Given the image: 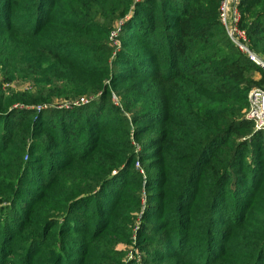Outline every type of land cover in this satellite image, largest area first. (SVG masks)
I'll return each instance as SVG.
<instances>
[{
    "label": "rangeland",
    "instance_id": "1",
    "mask_svg": "<svg viewBox=\"0 0 264 264\" xmlns=\"http://www.w3.org/2000/svg\"><path fill=\"white\" fill-rule=\"evenodd\" d=\"M28 1L16 0L19 17L9 20L10 30L4 26L6 18L0 17V99L14 101L0 111V264H252L260 259L264 261L262 148L253 149L245 167L234 171L233 177L230 172L228 179L216 184L215 179L210 181L208 191L216 185L213 193L220 191V196L224 194L225 198L217 206L220 216L204 217L203 200L190 202L185 197L183 201L190 209L179 212L175 201L165 197L158 200V197H162L167 187L176 188L168 183L163 186L162 182L172 178L183 165L186 179L206 181L212 167L206 166V156L225 137L210 145L194 164L191 161L184 164L174 161L173 153L166 154L164 159L160 157L156 141L163 126L158 115H153L152 122L142 116L134 126L139 134L129 140L130 148L120 136L102 128L97 132L99 141L93 139L85 144L78 135L63 143L56 134L45 130L46 126L38 127L41 114L96 101L105 96V91L109 94L107 101L122 109L125 115L154 110V93L159 84L155 86L146 73L122 75V66L128 63L117 56L122 53L117 42L121 26L135 7L146 0H129L125 11L121 6L124 0H109L102 8H83L91 3L86 0L81 5L66 1L50 11L49 16L55 18L62 15V10L82 11L86 19L78 16L79 19L95 25L97 30L108 31L105 38L91 40L92 53L84 51L89 47L75 45L67 56L76 64L84 65L90 74L72 73L74 70L64 60L58 66L55 62H44L45 71L35 72L37 62L46 57L36 48L41 40L31 29L35 24L33 13H24V9L31 7ZM160 1L156 0L153 6L156 11L161 8ZM216 11L217 6L215 15ZM26 34L29 36H23ZM252 44L253 53L264 62L255 38ZM29 47L35 52V58L30 61L32 68L19 57ZM57 50L65 53L66 49ZM222 53L232 55L234 51L224 49ZM246 76L248 92L253 88L264 89L261 67H247ZM124 77L130 78L122 81ZM99 83L103 91L93 90L92 86ZM80 90L85 94L64 96ZM33 112L36 114H30ZM128 153L135 157L131 168L120 162L121 155ZM83 157L87 161L78 160ZM237 172L256 175L257 182L242 188L234 177ZM87 185H94L88 194ZM246 201L250 202L251 209L247 219H241V204ZM243 220L244 223H238Z\"/></svg>",
    "mask_w": 264,
    "mask_h": 264
},
{
    "label": "trees",
    "instance_id": "2",
    "mask_svg": "<svg viewBox=\"0 0 264 264\" xmlns=\"http://www.w3.org/2000/svg\"><path fill=\"white\" fill-rule=\"evenodd\" d=\"M6 1L7 4L4 3ZM66 1L73 5L75 3L81 5L84 2V0H30L28 3L31 7L24 9L25 14L33 13L35 24L31 26V29L37 32L41 40L38 41L36 48L39 54H44L46 57V60L37 62L35 72L38 71L40 74L45 71V67L42 66L44 62H50V64L55 62L54 64L58 66L62 60L74 70L72 73L80 71L90 74L84 65L76 64L67 56L71 54L69 52L75 45L89 47L84 51L92 53L91 40L105 38L108 34L107 30L102 28L97 30L95 25L92 26L89 22L83 21L86 18L79 10H73V13L62 10L59 18L51 14L49 16L50 11L60 8ZM86 1L91 3L83 5V8H96V6L102 8V4H107L109 0ZM215 1L216 4L213 0L209 2L162 0L161 8L156 11L153 7L156 0H146L135 7L131 17L121 26L117 42L122 53L117 56L123 57L124 62L128 63L122 66V75L146 73L152 77L155 86L156 83L159 84V89L154 93V110H140L130 113L131 115H125L122 109L110 100L107 101L109 94L105 91V96L96 101L78 104L71 109H52L41 114L38 127L46 126L45 130L49 133L53 132L54 136L56 134L63 143L67 142L68 138L73 139L78 135L85 144L91 143L93 139L99 141L97 132L99 128H102L112 132L114 136H120L124 144L130 148L129 140H134L139 134L134 126L141 121L142 116L144 120L152 122L153 115H158L161 117L160 123L163 126L156 141L160 157L164 159L166 154L173 153L177 158H174V161L184 164L190 161L194 164L210 145L225 137L220 146L206 156V166L212 165L206 181L201 178H198L197 182H194L192 178L186 179L183 165L178 167V172L172 178L162 182L163 186L168 183L176 188L167 187L162 197L160 195L158 197V200L165 197L168 201H175L179 206L177 208L179 212H188L190 209L183 201L185 197L190 199V202L200 199L204 201L206 207L204 217L212 214L220 216L221 210L217 206L225 196L224 194L220 196V191L213 193L216 185L208 191L210 181L215 179L214 184H216L219 180L228 179L231 175L233 177L234 171L245 167L253 149L258 147L264 150V131H254L252 123L244 118L249 90L246 70L247 67L255 64L238 51L227 38L218 20L217 2L219 4V0ZM128 2L129 0H124L121 3V6L125 7L124 11ZM15 3L16 0H0V6L3 7L5 4L0 9V17L6 18L4 25L7 27L6 30H10L12 26L9 20L19 17ZM204 3L207 5H203ZM238 7L241 16L240 26L247 31L250 49L252 50L253 47L252 38H255L256 43L260 44L259 53L264 57V0H240ZM164 10L171 11L164 13ZM21 14L23 15L22 12ZM27 38L29 37H25ZM57 48L66 49L65 53H60ZM224 49H232L234 53L232 55L222 53ZM19 57L28 68H32L33 63L30 61L35 58V52L31 47L23 50ZM155 60L158 63L153 62ZM164 75L168 76L164 77ZM124 76L127 77V75ZM56 77L62 80V77L58 75ZM129 78L124 77L122 81ZM169 82L172 86L168 88ZM92 89L103 91V86L99 83L92 86ZM84 92L80 90L64 94V96L66 98L82 96ZM11 102H14L13 99H0V111H4ZM2 120L4 122L5 119L2 117ZM26 121H29L28 118ZM245 151L247 154L243 155ZM134 158V155L130 156L129 153L123 154L120 162L127 164V168H131ZM78 160L87 161L85 157ZM139 161H142V157H139ZM230 172L231 175H229ZM107 176L106 174L105 177ZM234 177L236 183L242 188H245L247 183L257 182L256 175L249 176L247 173L237 172ZM164 178L162 177L163 180ZM94 185L91 187L87 185L85 190L87 194L93 190ZM99 185L100 183L96 187ZM184 192L187 193L184 194ZM241 207L244 212L241 219H247L251 209L250 202L242 203ZM244 222L245 220L238 223ZM263 262L260 259L252 264H263Z\"/></svg>",
    "mask_w": 264,
    "mask_h": 264
},
{
    "label": "built area",
    "instance_id": "3",
    "mask_svg": "<svg viewBox=\"0 0 264 264\" xmlns=\"http://www.w3.org/2000/svg\"><path fill=\"white\" fill-rule=\"evenodd\" d=\"M240 0H219L218 20L229 41L244 54L248 60L264 70V62L249 47L247 31L240 26ZM81 102L85 101L80 99ZM79 104V103H77ZM245 119L253 125L254 131H264V89L253 88L247 95Z\"/></svg>",
    "mask_w": 264,
    "mask_h": 264
}]
</instances>
